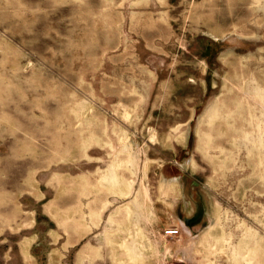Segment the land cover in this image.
<instances>
[{
	"label": "rangeland",
	"instance_id": "1",
	"mask_svg": "<svg viewBox=\"0 0 264 264\" xmlns=\"http://www.w3.org/2000/svg\"><path fill=\"white\" fill-rule=\"evenodd\" d=\"M0 264H264V0H0Z\"/></svg>",
	"mask_w": 264,
	"mask_h": 264
},
{
	"label": "built area",
	"instance_id": "2",
	"mask_svg": "<svg viewBox=\"0 0 264 264\" xmlns=\"http://www.w3.org/2000/svg\"><path fill=\"white\" fill-rule=\"evenodd\" d=\"M178 232H179V229L178 227H175V226L167 227L164 229L165 236H168L170 238L177 236Z\"/></svg>",
	"mask_w": 264,
	"mask_h": 264
}]
</instances>
